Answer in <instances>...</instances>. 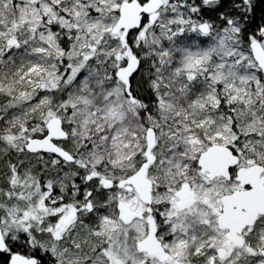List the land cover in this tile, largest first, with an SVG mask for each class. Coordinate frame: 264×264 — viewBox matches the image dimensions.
<instances>
[{
  "label": "snow or ice",
  "instance_id": "6c2138e0",
  "mask_svg": "<svg viewBox=\"0 0 264 264\" xmlns=\"http://www.w3.org/2000/svg\"><path fill=\"white\" fill-rule=\"evenodd\" d=\"M0 264H264V0H0Z\"/></svg>",
  "mask_w": 264,
  "mask_h": 264
}]
</instances>
